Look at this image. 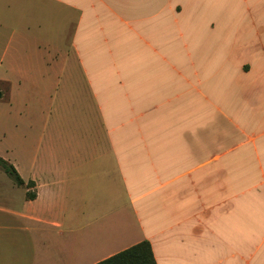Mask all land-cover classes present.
I'll use <instances>...</instances> for the list:
<instances>
[{"label":"crops","instance_id":"0c3cea01","mask_svg":"<svg viewBox=\"0 0 264 264\" xmlns=\"http://www.w3.org/2000/svg\"><path fill=\"white\" fill-rule=\"evenodd\" d=\"M1 39L0 264H264V0H0Z\"/></svg>","mask_w":264,"mask_h":264},{"label":"rangeland","instance_id":"374dc122","mask_svg":"<svg viewBox=\"0 0 264 264\" xmlns=\"http://www.w3.org/2000/svg\"><path fill=\"white\" fill-rule=\"evenodd\" d=\"M16 28V25H12V29ZM30 42V41H29ZM31 45V49H32ZM8 39L0 40V153L8 157V150L15 144L16 127H21L20 122L12 120V117H19L16 115L19 107L16 105L14 112L8 104ZM10 72V71H9ZM12 74V72H10ZM77 78L79 76L77 75ZM78 90V89H77ZM35 97L30 99L29 105H33ZM19 145V143L17 144ZM19 148V146H16ZM2 155H0L1 157ZM3 157V156H2ZM23 188L17 186L13 180L0 169V207L6 209H19L20 202L22 199Z\"/></svg>","mask_w":264,"mask_h":264},{"label":"trees","instance_id":"16d2710c","mask_svg":"<svg viewBox=\"0 0 264 264\" xmlns=\"http://www.w3.org/2000/svg\"><path fill=\"white\" fill-rule=\"evenodd\" d=\"M0 169L7 174L17 186L21 187L24 185L16 169L1 157ZM31 186H34L32 182L26 184L27 188ZM27 198L33 199L35 198V194H27ZM96 264H156V262L150 244L147 241H142Z\"/></svg>","mask_w":264,"mask_h":264},{"label":"water","instance_id":"95a60500","mask_svg":"<svg viewBox=\"0 0 264 264\" xmlns=\"http://www.w3.org/2000/svg\"><path fill=\"white\" fill-rule=\"evenodd\" d=\"M0 97H1V94H0Z\"/></svg>","mask_w":264,"mask_h":264}]
</instances>
